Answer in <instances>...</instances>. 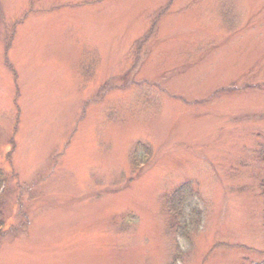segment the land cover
<instances>
[{"label":"rangeland","instance_id":"obj_1","mask_svg":"<svg viewBox=\"0 0 264 264\" xmlns=\"http://www.w3.org/2000/svg\"><path fill=\"white\" fill-rule=\"evenodd\" d=\"M0 166V264H264V0H0Z\"/></svg>","mask_w":264,"mask_h":264},{"label":"trees","instance_id":"obj_2","mask_svg":"<svg viewBox=\"0 0 264 264\" xmlns=\"http://www.w3.org/2000/svg\"><path fill=\"white\" fill-rule=\"evenodd\" d=\"M136 163H137V160H136ZM9 178V175L8 173L0 166V191L5 189V187H7V184H8V179ZM185 186H180L179 189H176V191L173 192V194H171L169 197H168V200H167V205H168V211L170 213V215L172 216V221H171V225L170 227L172 228H175V221L177 222H181V218H180V215L179 214H182V216H185L186 215L188 217H186L187 219H189L190 217H194V220L196 219V216H197V219L199 220L201 218V212L200 211H197L196 208H192L191 209V212L189 213H185L184 210L186 209V207L190 206V204H188V194H184L183 193V188ZM3 194L0 192V237H2V235H5L4 233L6 232L5 231V226H6V223H5V218H4V212H3ZM193 212H196V215H193V216H190L191 213ZM177 216V217H176ZM186 218H184V220H187ZM183 222V221H182Z\"/></svg>","mask_w":264,"mask_h":264}]
</instances>
